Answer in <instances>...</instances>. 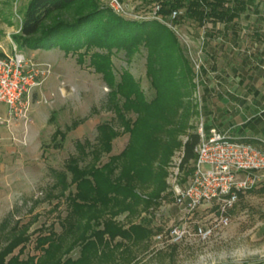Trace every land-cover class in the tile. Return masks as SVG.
<instances>
[{"label": "rangeland", "instance_id": "rangeland-1", "mask_svg": "<svg viewBox=\"0 0 264 264\" xmlns=\"http://www.w3.org/2000/svg\"><path fill=\"white\" fill-rule=\"evenodd\" d=\"M29 1L0 0V55L12 53L14 37L19 35ZM95 1L115 13L109 6L110 0ZM119 1L127 17L115 13L117 16L126 21H151L152 6L137 0ZM243 1L247 9L227 25L207 21L200 26L185 18L170 24L194 73L195 88L189 97L195 112L190 119L191 132H198L201 121L206 128L226 127L228 120L241 123L245 116L264 109V0ZM75 14V9H71L56 17L71 20ZM21 51L40 67L49 64L50 73L30 93L26 130L20 120L12 123L14 126L9 130L0 125V254L19 237H25L27 240L11 250L4 261L11 257L27 261L33 257L35 264L43 255L35 246L36 238L49 232L62 233L59 223L66 215L63 195L68 191L60 193L56 173L65 172L68 157L76 155L77 143H95L97 125L111 121L114 114L108 107L110 87L89 66L88 56L78 61L83 49L71 52L57 45L50 50ZM145 56L146 51L141 48L132 57L121 51L112 60L114 68L131 73L146 98L151 99L153 90L146 77ZM251 102L258 103L256 109ZM26 136L27 141L23 140ZM179 138L181 142L186 139ZM127 141L126 133L114 139L109 155L119 154ZM255 146L264 149L262 142ZM182 152V147H178L169 157L165 188L154 202L146 205L139 201L131 214L123 212L115 218L125 228L143 225L151 234L135 244L125 241L115 246L97 264H257L264 259V195L248 192L239 197L228 213L229 225L215 238L205 243L190 239L164 249L155 247L153 237L178 224L184 216L174 204L172 191L174 162ZM191 169L192 163L180 166L176 179L180 187L186 185ZM263 183L261 178L255 188ZM152 190V186L138 188L137 193L146 201ZM194 221L208 222L207 214L196 213ZM73 239L72 235L65 237L63 259L79 256V247L65 252Z\"/></svg>", "mask_w": 264, "mask_h": 264}, {"label": "trees", "instance_id": "trees-1", "mask_svg": "<svg viewBox=\"0 0 264 264\" xmlns=\"http://www.w3.org/2000/svg\"><path fill=\"white\" fill-rule=\"evenodd\" d=\"M137 1L152 7L159 5V15L164 20L172 11L183 10L174 24L185 18L200 26L207 21L230 24L247 9L243 0ZM71 9L76 12L71 20L56 17ZM48 21L52 22L47 24ZM14 42L19 50H50L57 45L71 52L83 49L78 61L88 56L89 66L110 87L108 107L114 114L111 121L97 125L95 143H77L76 155L68 157L65 172L56 173L60 193L68 191L63 195L66 215L59 223L62 233L49 232L36 238L35 246L43 255L35 264H97L115 246L146 239L151 234L149 229L135 224L125 228L115 220L116 216L132 212L139 201L146 205L154 202L165 188V167L173 150L182 147L181 166H185L194 160L199 143V135L191 132L190 125L195 114L189 101L195 88L194 73L175 34L156 20L126 21L95 0H30ZM141 48L146 51L145 72L153 90L151 99L146 98L133 75L122 68L116 70L112 60L121 51L132 57ZM123 133L128 134L126 146L119 154L109 155L113 140ZM180 136L186 137L184 142ZM243 142L260 144L252 139ZM150 186L153 190L145 201L137 191ZM246 192L264 195V183ZM67 235L74 239L65 252L79 247L76 259L62 257ZM26 240L19 237L11 243L0 254V264H33V257L4 261Z\"/></svg>", "mask_w": 264, "mask_h": 264}, {"label": "built area", "instance_id": "built-area-1", "mask_svg": "<svg viewBox=\"0 0 264 264\" xmlns=\"http://www.w3.org/2000/svg\"><path fill=\"white\" fill-rule=\"evenodd\" d=\"M110 8L118 15L127 17L124 5L119 0H110ZM159 5L150 10V20H156L171 29L180 15L174 10L167 20L160 18ZM139 20H144L141 17ZM50 73V65L41 67L28 59L13 45L12 53L0 57V125L21 121L26 130L30 93ZM199 143L194 149L195 158L191 175L186 185L176 181L183 152L174 162L175 181L172 184L174 204L184 213L178 224L156 234L153 243L157 249L181 244L190 239L205 243L215 238L219 231L229 225V211L239 200V194L253 189L264 178V150L244 143L228 132L206 128L199 123ZM24 140V139H23ZM196 213H206L208 222L194 221Z\"/></svg>", "mask_w": 264, "mask_h": 264}, {"label": "crops", "instance_id": "crops-1", "mask_svg": "<svg viewBox=\"0 0 264 264\" xmlns=\"http://www.w3.org/2000/svg\"><path fill=\"white\" fill-rule=\"evenodd\" d=\"M41 50V49H37ZM35 50V51H37ZM43 52V51H42ZM251 97H254L253 95ZM255 98V97H254ZM251 105H254L255 109L257 108V102H251ZM264 105V99H263ZM247 110H250L249 107H245ZM5 108L3 106L0 107V114L5 116ZM261 112V114L259 113ZM245 120L241 123L234 122L232 120H228L226 123V127L220 125H207V128H216L220 132H228L234 138L244 141L248 139H252L258 141L259 143H264V109L261 111H256V113L250 115L249 117L245 116ZM7 129L13 128L14 124L5 125L1 124ZM24 138V137H23ZM24 140H29L28 136L24 138ZM264 150V149H263ZM241 264H250L249 262H243ZM257 264H264V259L257 261Z\"/></svg>", "mask_w": 264, "mask_h": 264}]
</instances>
